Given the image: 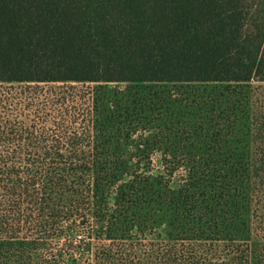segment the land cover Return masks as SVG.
Masks as SVG:
<instances>
[{"label": "trees", "instance_id": "1", "mask_svg": "<svg viewBox=\"0 0 264 264\" xmlns=\"http://www.w3.org/2000/svg\"><path fill=\"white\" fill-rule=\"evenodd\" d=\"M254 81L264 0H0V264H264L244 127L107 87Z\"/></svg>", "mask_w": 264, "mask_h": 264}, {"label": "rangeland", "instance_id": "2", "mask_svg": "<svg viewBox=\"0 0 264 264\" xmlns=\"http://www.w3.org/2000/svg\"><path fill=\"white\" fill-rule=\"evenodd\" d=\"M0 85V88L7 90L8 88H24L20 85ZM98 84H40L38 86L32 84L33 88H40L44 92L53 91L74 93L77 96L85 97ZM105 86V85H103ZM107 87L119 92L139 93L142 95L149 94L153 91L159 98H170V104L164 107L168 110L171 120L178 125L179 122L184 123L191 118L195 122V118L199 116L205 117L213 106H217L218 111L212 113L220 119H227L229 115L233 120L238 121L241 130L242 143L231 145V148H247L259 154L258 159L264 158V83L254 81L248 84H195V85H144L132 86L128 84H109ZM189 98V99H187ZM160 99L156 102L159 103ZM88 107V104L85 103ZM161 104V103H159ZM85 109L86 107L83 106ZM202 108V109H201ZM211 113V112H210ZM252 131V135H250ZM243 134L246 136L244 137ZM27 146L25 145V148ZM72 148L71 145L65 146V149ZM88 150L87 145L74 147L75 149ZM261 162L260 160L254 163Z\"/></svg>", "mask_w": 264, "mask_h": 264}]
</instances>
